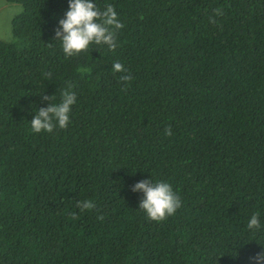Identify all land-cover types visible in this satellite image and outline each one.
I'll return each mask as SVG.
<instances>
[{"label":"trees","instance_id":"trees-1","mask_svg":"<svg viewBox=\"0 0 264 264\" xmlns=\"http://www.w3.org/2000/svg\"><path fill=\"white\" fill-rule=\"evenodd\" d=\"M6 1L21 11L0 39V264H254L264 0H96L123 24L117 47L70 57L52 39L67 0ZM117 60L131 80L113 72ZM69 85L68 126L32 132L42 97L59 102ZM150 175L181 201L160 221L130 190ZM84 199L95 207L80 210Z\"/></svg>","mask_w":264,"mask_h":264},{"label":"clouds","instance_id":"clouds-1","mask_svg":"<svg viewBox=\"0 0 264 264\" xmlns=\"http://www.w3.org/2000/svg\"><path fill=\"white\" fill-rule=\"evenodd\" d=\"M213 12L216 16L222 15L220 9H214ZM209 19L213 21V17ZM122 27L123 24L110 3L101 8L96 0H67V7L63 14L56 18L52 39L59 41L60 48L66 57L88 49L90 44L105 45L108 50H113L117 47L116 31ZM112 70L123 73L119 77L122 81L132 79L118 60L113 61ZM42 99L47 103L36 107L31 119L28 120L31 131L51 133L56 128H66L70 121L69 114L72 106L76 103V93L71 91V85L61 89L59 102H53L52 94L45 95ZM164 134H171L170 127L164 129ZM130 190L142 194L138 207L151 220L160 221L173 215L181 203L180 197L169 182L153 180L151 175L135 181L130 186ZM76 203L82 211L95 207L90 199L78 200ZM246 227L250 232L261 228L258 213H252L248 217ZM249 260L254 264H264V250L249 257Z\"/></svg>","mask_w":264,"mask_h":264},{"label":"rangeland","instance_id":"rangeland-1","mask_svg":"<svg viewBox=\"0 0 264 264\" xmlns=\"http://www.w3.org/2000/svg\"><path fill=\"white\" fill-rule=\"evenodd\" d=\"M19 11H21L19 3L0 0V39L11 38V19Z\"/></svg>","mask_w":264,"mask_h":264}]
</instances>
